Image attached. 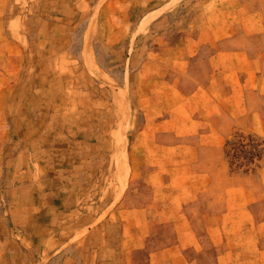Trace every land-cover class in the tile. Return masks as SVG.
<instances>
[{"label":"crops","instance_id":"crops-1","mask_svg":"<svg viewBox=\"0 0 264 264\" xmlns=\"http://www.w3.org/2000/svg\"><path fill=\"white\" fill-rule=\"evenodd\" d=\"M79 1L0 0V97L11 98V82L27 78L11 71L28 63V48L33 63L44 64L38 46L24 38L58 32L61 3L76 15ZM236 10L231 20L199 21L194 34L180 33L179 40L159 33L163 40L149 48L154 54L141 68L146 87L136 104L130 101L127 129L120 122L117 136L123 112L108 98L119 93L109 90V74L69 77L79 82L75 101L83 105L69 110L66 153L41 176L36 154L17 198L10 189L0 202V264H28V255L52 264H264V168L260 184L237 185L221 160L231 132L264 130V15L262 7L253 13L251 0ZM46 16L57 22L45 25ZM57 55L58 47L46 60ZM54 79L52 73L47 80ZM36 88L20 102L29 106L27 117H14L11 128L57 127L58 94ZM121 135L128 169L107 190L114 158L122 160Z\"/></svg>","mask_w":264,"mask_h":264},{"label":"rangeland","instance_id":"rangeland-1","mask_svg":"<svg viewBox=\"0 0 264 264\" xmlns=\"http://www.w3.org/2000/svg\"><path fill=\"white\" fill-rule=\"evenodd\" d=\"M242 3L243 0H80L79 4L77 2L76 15H72L73 10L68 3L62 2L58 32L39 33L38 41H28L24 38L27 44L32 43L34 48L38 46V56L45 57L44 64L35 65L33 63L36 58L35 51L28 48L26 57L28 63L11 71L27 74V78L11 82L13 88L11 98L0 97V142H3L0 144V202L3 203L9 198L10 189L13 192V199L17 198L14 196L19 194L17 192L21 180L22 182L25 180V177L21 176L24 175L23 170L26 166L31 169V158L36 154L41 159V176L45 173L46 165L51 168L53 162L54 164L58 162L60 156L66 153L68 136L66 122L69 110L73 111L78 103L83 105L82 98L77 97L78 103L75 101L77 93L74 85L77 88L79 82L69 80L74 72L77 71L78 75L86 71L89 75L98 77L96 72L101 69L103 74L104 72L109 74L111 78L104 79L109 90L114 93L115 89H118L119 93L117 96L115 93H109L108 98L109 100L112 98L113 105L119 106L122 110L123 118L119 119V126L120 122L124 121L126 127L125 129L123 127V130L126 131L130 101L133 100L136 104V97L141 89L146 87L140 82L143 72L141 68L146 64L147 58L154 54L150 49L154 46L158 48L159 42L163 40L159 33L171 31L172 39L176 35L179 40L180 33L194 34L199 21L210 20L212 17L220 21H226L227 16L234 18L233 12L236 13V7ZM251 4L253 13L262 7L264 15V0H251ZM230 17L228 20H231ZM43 20L45 25L48 20L57 22V18L51 16H46ZM155 21H159L158 29L153 30L151 27ZM18 23L19 20L13 22ZM72 28H76L75 31H71ZM12 35L19 37L22 34ZM57 47L59 56L57 55L53 62L46 60ZM70 56L73 58L70 59ZM36 73L44 76L43 81L31 79ZM52 73L56 74V79L47 80ZM36 84L39 87L45 85L50 87L49 89L53 88L58 94L55 97L57 104L54 109L57 127L52 129L49 123H42L39 129L17 126L11 128L10 123L14 117L18 119L27 117L29 106L20 102L21 99L32 98L29 97L30 89H37ZM52 99L45 97L44 104L51 103ZM8 101L11 104H8ZM252 102L255 105L254 100ZM121 129V126L117 128L113 136H117ZM122 135L118 138L123 149L122 157L120 156L122 160L117 161L114 158V173L113 177L108 178L107 190L111 188L115 176L120 173V178L123 179L121 174L128 169L125 154L126 137ZM221 160L224 168L232 174L233 183L260 184L263 177L259 169L264 168V130L236 129L231 132L221 146ZM247 175L249 179L245 181L244 176ZM220 179L221 184L227 183L226 178ZM24 259L28 264H52V258L46 256L35 263L31 255ZM15 261L16 257H13L12 262Z\"/></svg>","mask_w":264,"mask_h":264}]
</instances>
